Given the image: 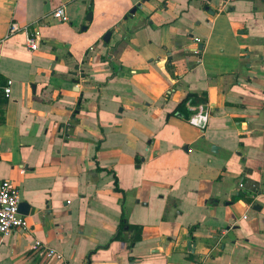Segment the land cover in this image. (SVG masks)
<instances>
[{
  "label": "crops",
  "instance_id": "obj_1",
  "mask_svg": "<svg viewBox=\"0 0 264 264\" xmlns=\"http://www.w3.org/2000/svg\"><path fill=\"white\" fill-rule=\"evenodd\" d=\"M1 39L0 264H264V0H0Z\"/></svg>",
  "mask_w": 264,
  "mask_h": 264
},
{
  "label": "built area",
  "instance_id": "obj_2",
  "mask_svg": "<svg viewBox=\"0 0 264 264\" xmlns=\"http://www.w3.org/2000/svg\"><path fill=\"white\" fill-rule=\"evenodd\" d=\"M47 18H52L57 21H66L67 15L65 12V8L63 5H60L44 15L40 21L35 22L40 23L43 22ZM22 32L25 38V46L30 51H35L38 49L41 38L37 35L34 27L31 25H23L19 26L18 24L12 22L9 25L7 35H11L15 32ZM196 43L200 42L199 38H194ZM3 43V39L0 40V46ZM1 56V50H0ZM10 91L9 81H7L4 92L7 94ZM191 109V114L195 112L193 106H189ZM206 116H200L201 124L205 123ZM243 184L239 183V187H242ZM20 202V194L19 189L9 180H0V234L7 235L11 233L15 229H22L26 231L28 228V223L24 215H22L18 210V205ZM34 248L37 249L40 253L46 256V258H54L57 260L62 259L61 253L56 251L55 249L49 247L46 244H43L39 241L34 242Z\"/></svg>",
  "mask_w": 264,
  "mask_h": 264
},
{
  "label": "trees",
  "instance_id": "obj_3",
  "mask_svg": "<svg viewBox=\"0 0 264 264\" xmlns=\"http://www.w3.org/2000/svg\"><path fill=\"white\" fill-rule=\"evenodd\" d=\"M7 83V82H6ZM1 85L5 86V82H1ZM3 86V87H4ZM201 99L197 98V95L195 94H187L183 100L179 103L178 105V108L180 109L179 111L180 112H185V114L189 115L191 114V109L190 107L188 106L187 107V102H193V103H197L198 101H200ZM116 185V183H115ZM117 190H120L119 188L116 187ZM125 229V228H128L129 230H133L134 231V234H133V237L131 238L130 240V247L133 243H135L139 238H140V233H141V228L140 227H134V226H130L128 225L127 223V220H126V217H125V213L123 212L122 215H121V220H120V229H121V232H122V229ZM117 239H120V233H118V235L114 236L112 240H117ZM100 248V247H98Z\"/></svg>",
  "mask_w": 264,
  "mask_h": 264
},
{
  "label": "water",
  "instance_id": "obj_4",
  "mask_svg": "<svg viewBox=\"0 0 264 264\" xmlns=\"http://www.w3.org/2000/svg\"><path fill=\"white\" fill-rule=\"evenodd\" d=\"M135 9L136 7H133L131 10H130V13L133 14L135 12ZM212 12V11H211ZM87 20L91 19V13L88 12L87 13V17H86ZM82 29H85V26L82 27ZM110 35H111V32L110 31H107L104 35H103V41L104 43H107L109 41V38H110ZM201 48V45L199 46ZM213 147L214 145H212L211 147V150H213ZM18 210L19 212L22 214V215H27L28 212H29V205L26 203V202H23V201H20L19 202V205H18Z\"/></svg>",
  "mask_w": 264,
  "mask_h": 264
}]
</instances>
